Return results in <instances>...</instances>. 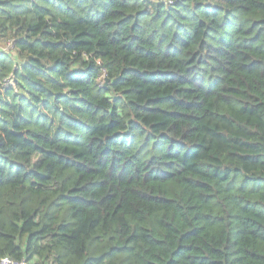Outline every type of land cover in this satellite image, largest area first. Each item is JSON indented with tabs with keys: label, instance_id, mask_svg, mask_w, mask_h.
Here are the masks:
<instances>
[{
	"label": "trees",
	"instance_id": "1",
	"mask_svg": "<svg viewBox=\"0 0 264 264\" xmlns=\"http://www.w3.org/2000/svg\"><path fill=\"white\" fill-rule=\"evenodd\" d=\"M5 256L264 264V0H0Z\"/></svg>",
	"mask_w": 264,
	"mask_h": 264
},
{
	"label": "built area",
	"instance_id": "2",
	"mask_svg": "<svg viewBox=\"0 0 264 264\" xmlns=\"http://www.w3.org/2000/svg\"><path fill=\"white\" fill-rule=\"evenodd\" d=\"M169 3H172V2L169 1ZM0 264H35V263L28 261L24 258L20 260H16V259L5 256L0 259Z\"/></svg>",
	"mask_w": 264,
	"mask_h": 264
},
{
	"label": "water",
	"instance_id": "3",
	"mask_svg": "<svg viewBox=\"0 0 264 264\" xmlns=\"http://www.w3.org/2000/svg\"><path fill=\"white\" fill-rule=\"evenodd\" d=\"M107 81H108V79L106 78V79L104 80V82H105L104 84H106V83H107Z\"/></svg>",
	"mask_w": 264,
	"mask_h": 264
}]
</instances>
